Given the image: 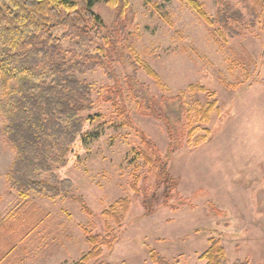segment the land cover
Segmentation results:
<instances>
[{
  "label": "rangeland",
  "instance_id": "374dc122",
  "mask_svg": "<svg viewBox=\"0 0 264 264\" xmlns=\"http://www.w3.org/2000/svg\"><path fill=\"white\" fill-rule=\"evenodd\" d=\"M197 1L215 16L216 0ZM228 1L231 12H242L246 22L253 19L252 8L258 18L254 25L236 26L233 35L223 31L216 37L184 0H128L120 40L157 73L160 83L139 69L129 85L132 67L119 61L81 76L91 86V114H99V120L85 123L67 164L55 174L72 181L73 194L87 210L73 200L31 193L29 204L49 213L51 223L47 233L32 234L25 264H73L89 250L84 229L104 234L107 223L115 229L113 247L88 264H153L150 250L171 264H206L199 256L209 238L220 241L226 264H264V0ZM93 10L104 30L112 29L115 9L100 1ZM194 84L215 93L217 109L199 123L188 144L181 106L209 100L189 90ZM3 88L0 77V95ZM107 96L115 98L119 110ZM146 102L178 128L173 137L164 121L143 107ZM3 123L0 116L1 175L14 157L1 135ZM151 143L176 180L167 204L163 184L156 183L139 155ZM134 174L139 196L131 189ZM124 197L130 207L118 228L102 212ZM9 202L2 201L0 210L9 209Z\"/></svg>",
  "mask_w": 264,
  "mask_h": 264
},
{
  "label": "trees",
  "instance_id": "16d2710c",
  "mask_svg": "<svg viewBox=\"0 0 264 264\" xmlns=\"http://www.w3.org/2000/svg\"><path fill=\"white\" fill-rule=\"evenodd\" d=\"M100 1L115 9L110 30H104L101 16L93 10ZM145 2L150 3V0ZM184 2L216 37H220L223 31L226 35H233L236 26L254 25V19L258 18L252 8L253 19L246 22L242 12H231L232 5L228 0H216L214 17L209 16L197 0ZM128 7V0H0V77L4 79L0 95V116L4 120L1 135L14 152L5 173V182L16 197L9 206L6 225L12 236H20L1 254L0 264L5 259L8 264L11 262L20 241L25 245L29 235L48 231L50 215L38 212L37 206L29 204L31 193L51 200H73L87 210L82 198L73 194L72 181L59 179L55 174L57 169L67 164L68 154L83 133L85 123L99 120V114H91V86L81 76L97 65L108 70L113 61H119L132 67L128 75L129 85H132L139 69L160 83L157 73L141 61L132 48L126 47L123 39L120 40L124 35ZM226 14L231 18L228 19ZM93 45L95 53L91 50ZM188 88L192 92L205 93L209 98L202 105L198 102L183 105L182 96L178 99L183 105L181 115L186 118L183 120L187 126L186 142L190 144L197 126L209 120L210 114L217 109V102L215 93L202 85L194 84ZM106 100L119 110L115 98L107 96ZM137 104L138 110L143 112L142 105ZM143 107L163 120L168 134L173 137L174 129L178 128L164 116L166 114H158L147 102ZM150 151L154 158L148 153ZM139 155L148 171L155 174L156 183L163 184V203L167 204L177 185L176 180L169 177L166 162L160 161L152 143L151 148L147 147ZM138 181L139 176H133L131 189L137 196L140 195ZM147 206L152 210L151 203ZM129 207L130 199L119 198L103 210L102 215L119 228ZM42 216H46L48 221ZM84 235L89 250L73 264H88L98 259L103 249H111L116 240L115 229L108 223L104 234H93L84 229ZM199 259L206 264H226L225 250L220 241L209 238L208 247ZM150 260L153 264H171L153 250H150Z\"/></svg>",
  "mask_w": 264,
  "mask_h": 264
},
{
  "label": "crops",
  "instance_id": "0c3cea01",
  "mask_svg": "<svg viewBox=\"0 0 264 264\" xmlns=\"http://www.w3.org/2000/svg\"><path fill=\"white\" fill-rule=\"evenodd\" d=\"M8 168V167H7ZM7 168L5 167L3 170V173L1 175L0 172V204L2 201L5 200H10L9 204L11 205L12 202L16 201V197L12 192L5 193L4 191L6 190V182H5V173L7 171ZM8 205L5 209L0 210V257L2 256L1 254H4L7 250V247L12 245V242L16 237L19 239L20 236H12L11 233L8 232V226L6 225V218H7V213H8ZM35 235V234H34ZM38 237V234L35 235ZM32 234L28 236L25 245L23 242H19V244L16 247V256L10 260L9 264H25L24 263V257L29 254V251L27 250L29 248V244L32 241V239L35 237ZM24 256V257H23ZM3 264H8L7 260L5 259L3 261Z\"/></svg>",
  "mask_w": 264,
  "mask_h": 264
}]
</instances>
